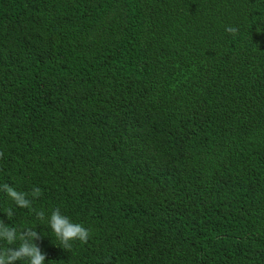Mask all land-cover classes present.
<instances>
[{"label": "trees", "instance_id": "1", "mask_svg": "<svg viewBox=\"0 0 264 264\" xmlns=\"http://www.w3.org/2000/svg\"><path fill=\"white\" fill-rule=\"evenodd\" d=\"M0 151L45 264H264V0H0Z\"/></svg>", "mask_w": 264, "mask_h": 264}, {"label": "clouds", "instance_id": "2", "mask_svg": "<svg viewBox=\"0 0 264 264\" xmlns=\"http://www.w3.org/2000/svg\"><path fill=\"white\" fill-rule=\"evenodd\" d=\"M225 31L235 36L238 28L225 26ZM4 153L0 151V158ZM0 191H4L14 203L21 208H27L33 211L40 221H47L56 238L60 241L62 248L71 249L73 241L87 243L91 235L88 228L81 223L73 222L67 215L63 214L59 207L54 208L50 215H46L44 210L37 211L33 207V199L38 198L42 191L39 187H34L31 193L17 191L7 183L0 185ZM29 195L32 199L29 198ZM14 213L11 208L8 209L7 215L12 216ZM41 239V234L36 228H24L19 230L14 226L0 221V241H3L8 247L0 248V264H18L26 261L27 264H45L46 253L34 241ZM17 241H19L18 246Z\"/></svg>", "mask_w": 264, "mask_h": 264}]
</instances>
